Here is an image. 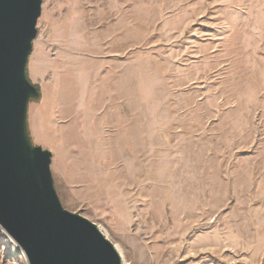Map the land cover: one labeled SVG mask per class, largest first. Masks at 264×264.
<instances>
[{
    "label": "rangeland",
    "instance_id": "1",
    "mask_svg": "<svg viewBox=\"0 0 264 264\" xmlns=\"http://www.w3.org/2000/svg\"><path fill=\"white\" fill-rule=\"evenodd\" d=\"M31 143L123 264H264V0H43ZM0 264H29L0 226Z\"/></svg>",
    "mask_w": 264,
    "mask_h": 264
},
{
    "label": "water",
    "instance_id": "2",
    "mask_svg": "<svg viewBox=\"0 0 264 264\" xmlns=\"http://www.w3.org/2000/svg\"><path fill=\"white\" fill-rule=\"evenodd\" d=\"M43 0H0V225L29 264H123L97 224L65 207L53 154L28 133V104L40 96L27 65Z\"/></svg>",
    "mask_w": 264,
    "mask_h": 264
},
{
    "label": "bare ground",
    "instance_id": "3",
    "mask_svg": "<svg viewBox=\"0 0 264 264\" xmlns=\"http://www.w3.org/2000/svg\"><path fill=\"white\" fill-rule=\"evenodd\" d=\"M0 226H1V225H0ZM1 227H2V226H1ZM2 229L5 230L3 227H2ZM16 244H17V243H16ZM17 245H18V244H17ZM116 247H117V249L119 250V252H120L121 255H122V251H121L120 247H119L118 245H116ZM20 249L22 250V254L25 255V252L23 251L22 247H21ZM25 257H26V255H25ZM26 259H27V257H26Z\"/></svg>",
    "mask_w": 264,
    "mask_h": 264
}]
</instances>
